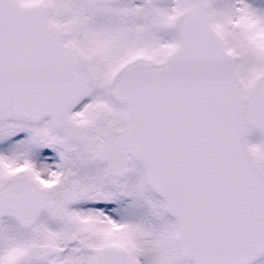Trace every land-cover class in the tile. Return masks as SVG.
<instances>
[{
	"label": "snow or ice",
	"instance_id": "snow-or-ice-1",
	"mask_svg": "<svg viewBox=\"0 0 264 264\" xmlns=\"http://www.w3.org/2000/svg\"><path fill=\"white\" fill-rule=\"evenodd\" d=\"M0 264H264V0H0Z\"/></svg>",
	"mask_w": 264,
	"mask_h": 264
},
{
	"label": "rangeland",
	"instance_id": "rangeland-1",
	"mask_svg": "<svg viewBox=\"0 0 264 264\" xmlns=\"http://www.w3.org/2000/svg\"><path fill=\"white\" fill-rule=\"evenodd\" d=\"M127 199L136 201L139 205L140 213L148 219L153 218V205L162 201V198L155 194L149 187L142 194H133Z\"/></svg>",
	"mask_w": 264,
	"mask_h": 264
}]
</instances>
